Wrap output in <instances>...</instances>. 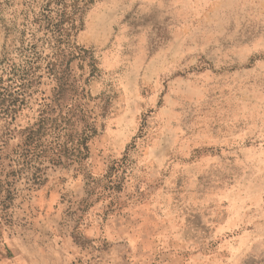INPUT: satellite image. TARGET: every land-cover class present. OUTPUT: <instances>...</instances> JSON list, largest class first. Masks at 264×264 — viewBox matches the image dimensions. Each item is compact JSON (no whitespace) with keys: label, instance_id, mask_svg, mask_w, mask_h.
Masks as SVG:
<instances>
[{"label":"rangeland","instance_id":"1","mask_svg":"<svg viewBox=\"0 0 264 264\" xmlns=\"http://www.w3.org/2000/svg\"><path fill=\"white\" fill-rule=\"evenodd\" d=\"M87 1L51 118L88 158L29 161L54 78L0 107V264H264V0Z\"/></svg>","mask_w":264,"mask_h":264},{"label":"trees","instance_id":"2","mask_svg":"<svg viewBox=\"0 0 264 264\" xmlns=\"http://www.w3.org/2000/svg\"><path fill=\"white\" fill-rule=\"evenodd\" d=\"M10 0H0V13L5 11ZM90 1L87 0H42L27 3L22 12L23 21L12 25L16 42L5 49L1 64H11L10 69L0 67V107L4 116L9 117L16 108H21L30 97L34 86L45 77L56 80V94L49 105H44L37 123L28 129L26 146L36 159L50 161L66 158L80 162L88 158L86 145L89 135L72 128L75 111L68 116L52 119L55 102L64 99L66 93L68 57L74 53L65 47L66 39L72 36L81 22V15ZM48 46V47H47ZM91 131V130H90ZM52 139L41 144L43 137ZM49 154V155H48Z\"/></svg>","mask_w":264,"mask_h":264}]
</instances>
